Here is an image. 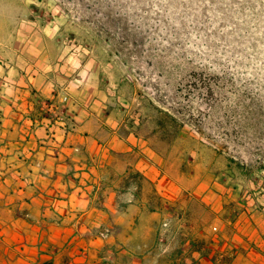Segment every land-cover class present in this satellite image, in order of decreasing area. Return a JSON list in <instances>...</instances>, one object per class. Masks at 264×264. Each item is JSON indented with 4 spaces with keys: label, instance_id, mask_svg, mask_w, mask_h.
Listing matches in <instances>:
<instances>
[{
    "label": "crops",
    "instance_id": "obj_1",
    "mask_svg": "<svg viewBox=\"0 0 264 264\" xmlns=\"http://www.w3.org/2000/svg\"><path fill=\"white\" fill-rule=\"evenodd\" d=\"M139 126L59 38L5 35L0 264H264L259 183L193 150L163 155Z\"/></svg>",
    "mask_w": 264,
    "mask_h": 264
},
{
    "label": "rangeland",
    "instance_id": "obj_2",
    "mask_svg": "<svg viewBox=\"0 0 264 264\" xmlns=\"http://www.w3.org/2000/svg\"><path fill=\"white\" fill-rule=\"evenodd\" d=\"M22 30L59 38L159 153L264 189V0H0V41Z\"/></svg>",
    "mask_w": 264,
    "mask_h": 264
},
{
    "label": "built area",
    "instance_id": "obj_3",
    "mask_svg": "<svg viewBox=\"0 0 264 264\" xmlns=\"http://www.w3.org/2000/svg\"><path fill=\"white\" fill-rule=\"evenodd\" d=\"M63 100L66 102L68 100L67 96H65ZM176 216L178 219L180 218L179 215ZM215 230L216 228H214V231ZM173 232L174 231L171 230V219H165L160 225L159 235L156 242V247L158 248L159 253L165 254L169 251L175 236ZM105 235H107V233H105Z\"/></svg>",
    "mask_w": 264,
    "mask_h": 264
}]
</instances>
